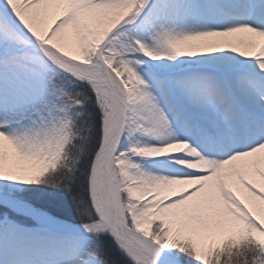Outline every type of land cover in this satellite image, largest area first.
<instances>
[{
    "label": "snow or ice",
    "instance_id": "6c2138e0",
    "mask_svg": "<svg viewBox=\"0 0 264 264\" xmlns=\"http://www.w3.org/2000/svg\"><path fill=\"white\" fill-rule=\"evenodd\" d=\"M0 217L62 264H264V0H0Z\"/></svg>",
    "mask_w": 264,
    "mask_h": 264
},
{
    "label": "bare ground",
    "instance_id": "6f19581e",
    "mask_svg": "<svg viewBox=\"0 0 264 264\" xmlns=\"http://www.w3.org/2000/svg\"><path fill=\"white\" fill-rule=\"evenodd\" d=\"M62 225L64 226L63 230L75 236L79 235L75 234V232L79 233L78 230L73 231L66 225ZM21 227L30 229L33 225L23 224ZM82 236H84L83 233ZM0 264H62V257L57 255L54 250L43 245L25 246L19 251H13L8 240L5 239L4 243L0 245Z\"/></svg>",
    "mask_w": 264,
    "mask_h": 264
},
{
    "label": "rangeland",
    "instance_id": "374dc122",
    "mask_svg": "<svg viewBox=\"0 0 264 264\" xmlns=\"http://www.w3.org/2000/svg\"><path fill=\"white\" fill-rule=\"evenodd\" d=\"M58 198H59V203H60V207H57L61 210L62 213H64L66 215V217L71 220L77 221V225H73L71 223H65L64 221L59 220L57 217H55L58 221L61 222V224H67L68 227H72L70 228L73 231L78 230L79 233L75 234H79L78 236H81L82 238L86 236V234L83 231V228L81 227L82 221L81 219L77 216L76 211L74 208H72V201H71V197L69 196V194L67 192H59L58 194ZM42 211H47L45 209H41ZM2 218V217H0ZM81 229V230H80ZM82 233L84 234V236H82ZM102 241H104L105 243H107L108 241H110V237L104 236L100 238ZM108 254L111 255H115V250L113 248H109L108 249Z\"/></svg>",
    "mask_w": 264,
    "mask_h": 264
},
{
    "label": "trees",
    "instance_id": "16d2710c",
    "mask_svg": "<svg viewBox=\"0 0 264 264\" xmlns=\"http://www.w3.org/2000/svg\"><path fill=\"white\" fill-rule=\"evenodd\" d=\"M42 209L49 211V213H51L54 216L60 217L61 219H64V220L69 219V217L67 218L66 215L64 213H62L61 210L57 207H51L50 209L46 207V208H42ZM69 220H71V219H69Z\"/></svg>",
    "mask_w": 264,
    "mask_h": 264
}]
</instances>
